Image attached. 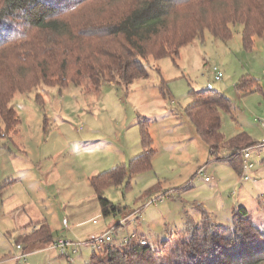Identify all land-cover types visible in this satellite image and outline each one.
<instances>
[{
	"label": "rangeland",
	"instance_id": "rangeland-1",
	"mask_svg": "<svg viewBox=\"0 0 264 264\" xmlns=\"http://www.w3.org/2000/svg\"><path fill=\"white\" fill-rule=\"evenodd\" d=\"M104 8L108 9L95 4L86 15L74 18H98ZM218 9L222 12L224 7ZM189 13L184 10L182 18ZM230 27L232 38L222 42L205 25L200 28L205 32L203 40L184 46L177 60L164 56L145 61L149 76L130 86L106 83L97 90L87 81L65 88L40 85L14 97L11 107L20 123L16 133L0 136V264H88L99 247L89 242L111 229L116 232L111 235L116 245L136 234L157 247L169 232L189 222L199 223V206L217 223L229 226L232 209L244 205L253 223L264 228L259 196L252 195L254 185L244 183L243 174L231 165L210 156L209 147L185 114L192 90L223 91L232 83L226 95L234 101L233 81L240 80L241 70H250L245 62L254 61L264 68L260 44L257 51L248 53L243 47V26ZM211 40L227 52L223 54ZM240 62L245 66H238ZM214 67L224 73L222 80H216ZM257 72L255 78L260 80L261 70ZM139 117L149 123L157 155L150 171L103 190V199L132 211L124 219L120 213L105 217L100 196L89 181L142 155ZM222 117L228 125H238L237 116L236 121L226 113ZM227 155L220 153L222 158ZM252 155L256 168L248 175L252 178L258 171L256 178L260 179L264 150L256 149ZM203 167L206 173L199 175ZM44 221L55 240L84 244L71 260L51 247L33 253L18 249L21 232ZM65 221L68 229H64Z\"/></svg>",
	"mask_w": 264,
	"mask_h": 264
},
{
	"label": "trees",
	"instance_id": "trees-1",
	"mask_svg": "<svg viewBox=\"0 0 264 264\" xmlns=\"http://www.w3.org/2000/svg\"><path fill=\"white\" fill-rule=\"evenodd\" d=\"M95 4L108 9L98 18L75 20ZM184 10L190 13L182 18ZM236 24L243 26V47L251 51L254 39L264 37V0H0V35L9 33L0 36V136L16 133L20 120L11 101L19 93L40 85L82 86L83 81L97 90L106 83L130 86L149 76L145 61L164 56L177 60L184 46L203 40L200 28L205 25L211 26L215 39L226 42L232 38L230 26ZM256 86L245 76L236 89L249 92ZM190 95L185 114L198 138L211 157L230 163L242 175V151L257 143L247 133L225 139L222 113H231L232 101L213 89L192 90ZM139 119L142 155L89 181L105 217L120 213L124 219L132 211L103 199V190L150 171L157 155L149 123ZM224 148L231 152L227 158L220 156ZM258 202L264 210V198ZM198 209L199 223L169 232L157 247L139 236L119 245L101 243L88 264H264V228L253 223L245 206L233 210L229 226L217 223L202 206ZM25 229L16 244L27 252L54 249L61 239H54L47 221ZM75 254L70 247L62 256L71 260Z\"/></svg>",
	"mask_w": 264,
	"mask_h": 264
},
{
	"label": "crops",
	"instance_id": "crops-1",
	"mask_svg": "<svg viewBox=\"0 0 264 264\" xmlns=\"http://www.w3.org/2000/svg\"><path fill=\"white\" fill-rule=\"evenodd\" d=\"M211 41H212L211 43L215 44V45L218 43V42H215L213 40H211ZM258 45L262 48L260 50H262V52H264V37L263 38H255L254 39V48L251 51H247V52L251 53V54L254 53L255 51L258 50V47H259ZM216 47L219 50L222 49L223 54H225L227 52V50L221 48L218 45H216ZM239 50L241 51V53H243L245 55V51L243 50V48H240ZM245 65L249 66L250 70L248 69V70L244 71L246 68L241 70L240 73H239V74H241L239 79L247 76V77L255 80L257 86L253 87L249 92L237 91L236 85L238 84L239 81L238 82L237 81H233L234 82L233 83L234 84V88L233 89H235V90H233L232 92L235 91V93H236V99L234 101H236V102L238 101L239 103H235L231 99V97L226 95V92H230V90H232V87L230 86V84H232V83H229L228 87H224L223 91L220 89V92L223 93V95L227 96L228 99H230L232 101V104H233V108H232L231 113H226V114H229L230 116H232L234 121L239 119L238 125H236L235 127H232V126L228 125L227 122L225 123V121H224V119L222 117V132H223L224 137H225L226 140L232 139V138L236 137L239 134L247 133L252 138V140L255 143H257V145H260L261 143H259V140H262V139L264 140V70L262 71V69H264V68L261 67L262 64H260V63L259 64L258 63L255 64L254 61L245 62ZM245 65L240 62V64L238 66L241 67V66H245ZM255 69L257 71L259 70L258 72H260V70H261V75H262L263 80H262V78L260 80L255 78V76H257V75H255L256 72H257V71H255ZM247 72H249V73H247ZM234 114H235V116H234ZM236 116H237V119H236ZM227 134H232V135H227ZM256 149L258 151L264 150V143H262L261 147H259V148H254L253 147V148L250 149L251 162L253 163V167L248 171V174L250 172H253L254 169L256 168L255 167L256 161L253 159V155H252V152L254 150H256ZM222 151H226L228 153V155L223 157V158H227L228 156L231 155V152L228 151V149L224 148V149L221 150V152ZM221 162L225 163L227 165H230V163H228V162H225V161H221ZM263 170H264V168L262 169V171ZM257 172L258 171H256V173ZM256 173L253 175L251 180L244 181V183L251 182L254 185L252 187V191H253L252 195H253V197L258 195L259 198H261V197L264 198V171L259 174L260 179L256 178ZM240 176L242 177V175H240ZM239 201L245 203V201H243V199H238L237 202H239ZM239 206H244V205H239ZM239 206L234 207L232 209V211L234 209L238 208ZM19 250H24V249L21 248ZM33 252H35V251L29 252V253H33Z\"/></svg>",
	"mask_w": 264,
	"mask_h": 264
},
{
	"label": "built area",
	"instance_id": "built-area-1",
	"mask_svg": "<svg viewBox=\"0 0 264 264\" xmlns=\"http://www.w3.org/2000/svg\"><path fill=\"white\" fill-rule=\"evenodd\" d=\"M214 72H216V80H222V78H224V73L221 72L217 67H214ZM242 155H243V181H249L251 180V177L248 175V171L253 167V163L251 162V154H250V149H245L244 151H242ZM206 173V170H205V167L203 168H200L199 171H198V174L199 175H204ZM207 182H210L211 179L210 178H205ZM126 222V220H123V223ZM94 223H96V220L94 221ZM64 228L68 229L69 228V225H68V222H64ZM114 229H111L109 230L108 232L102 234L100 237L98 238H95L93 240H91L89 242V244H93V245H96L98 246L99 244L101 243H107V242H110L112 241V237L111 235L114 233ZM116 234V232H115ZM126 239H138V235L136 234H133L127 238H123V240L125 241ZM141 244L142 245H146V241L143 239L141 240ZM84 246V244H75V243H72V242H68L64 239H59L57 243H55V245L53 246L54 249L56 250H59L63 255L67 254L68 252V249L70 247H73L74 248V251L75 252H78L79 251V248ZM19 249H21L20 246H18Z\"/></svg>",
	"mask_w": 264,
	"mask_h": 264
}]
</instances>
